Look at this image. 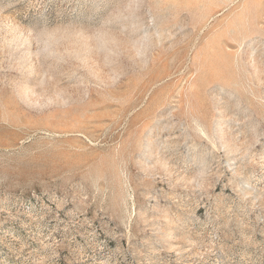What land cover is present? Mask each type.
<instances>
[{
	"label": "rangeland",
	"instance_id": "1",
	"mask_svg": "<svg viewBox=\"0 0 264 264\" xmlns=\"http://www.w3.org/2000/svg\"><path fill=\"white\" fill-rule=\"evenodd\" d=\"M0 264H264V0H0Z\"/></svg>",
	"mask_w": 264,
	"mask_h": 264
}]
</instances>
